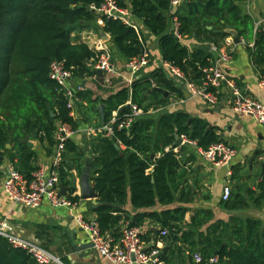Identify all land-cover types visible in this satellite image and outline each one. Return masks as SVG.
Masks as SVG:
<instances>
[{
  "label": "trees",
  "instance_id": "1",
  "mask_svg": "<svg viewBox=\"0 0 264 264\" xmlns=\"http://www.w3.org/2000/svg\"><path fill=\"white\" fill-rule=\"evenodd\" d=\"M103 1L0 0V165L9 157L12 165L31 180L38 165L36 151L23 142L27 135L53 148L59 124H69L78 132L81 124L93 119L98 129L103 126L98 110L101 103L106 105L107 124L116 111L119 120L131 114L128 105L131 101L142 109L131 128L119 129L115 123L113 135L97 130L90 140L92 155L88 165L91 185L98 195L94 211L100 231L119 238L122 223L143 229L145 221L151 219L160 226L148 233H153L156 242L164 239L168 246L162 249L155 244L147 250L158 249L164 264H175L183 248L190 251L193 264H210L213 256H218L215 264H264V221L260 218L234 215L228 225L219 220L204 232L202 229L213 220L211 211L198 210L189 222L185 219L187 208L182 206L150 211L158 204L189 201L193 194L187 168L192 157L186 156V145L172 147L176 141L174 133L195 141L202 149L223 141L216 127L186 112L152 115V111L171 103L170 96L165 97L155 88H163L177 98L185 94L183 87L170 79L163 68L135 77L130 87L124 85L105 98L94 95L87 87L76 90L74 110L78 112L72 115L65 90L51 78L52 63L62 62L72 72L77 87L98 74L90 63L99 55L86 42H76L74 31L99 27L110 36L113 47L126 61L143 51L141 34L133 27L115 19L98 25V15L91 7H99ZM239 1L185 0L176 14L182 37H193L199 44L190 49L171 29L170 0H117L158 37L163 61L180 68L187 80L197 85L204 77L203 69L214 62L213 55L202 49L201 44L218 48L230 36L227 28L235 29L245 39L251 34L253 20L244 14ZM253 41L252 58L264 76V30H258ZM35 130L39 131L38 136L33 135ZM74 136L65 143L60 176L66 195L72 202H78L81 196L76 194L73 170L82 173L86 152ZM240 170L232 174L231 179L238 182L232 186L229 199L224 200L225 206L232 211L262 206L264 166L257 185L259 192L241 183ZM128 202L135 212L133 217L126 209ZM164 229L169 233L161 237ZM145 234L143 231V241L148 239ZM195 253L202 256V262L194 263ZM0 264L38 263L27 251L12 246L0 235Z\"/></svg>",
  "mask_w": 264,
  "mask_h": 264
},
{
  "label": "crops",
  "instance_id": "2",
  "mask_svg": "<svg viewBox=\"0 0 264 264\" xmlns=\"http://www.w3.org/2000/svg\"><path fill=\"white\" fill-rule=\"evenodd\" d=\"M238 4L244 14H248L253 20L251 34H249L247 39L239 36L242 40L240 43H235L234 37L230 35L218 48L215 46L211 47L212 49H217L219 56L223 52H227L230 55L229 60H220L219 63L228 76L237 81L242 91L264 102V90L259 87L261 74L252 58L253 39L257 35L258 30H264V0H257L255 2L241 0ZM133 20H135L137 27H140L139 31L142 40L150 53L149 65L138 77L149 75L158 68L164 69L158 37L153 35L134 16ZM72 35L75 37L76 42L84 41L96 51L100 43L104 44L112 52L120 72L116 77H110L98 72L95 76L84 80L85 87L92 90L94 95L105 98L109 94L118 91L122 86L128 85L127 79L130 77V72L126 68L128 60L126 61L117 53L108 34L105 33L103 35L99 27H86L74 31ZM228 40H231V42L227 43ZM182 42L190 49H194L199 45L193 37H185L182 39ZM247 42H249V45ZM215 62L217 61L214 60L213 63ZM90 66L93 68L92 62ZM164 71L169 75L166 69ZM169 78L173 80L171 75H169ZM182 87L185 92L183 98H177L176 95L169 92V94H164L165 97H171V103L167 107L152 111V115L157 116L165 112L182 111L190 114L191 117L201 118L210 126L216 127L217 133L223 142L236 149V155L229 166H216L201 156L197 145L194 146L193 144L184 142L182 145H186V148H188L186 156L192 157L191 161L187 163V168L189 170L188 184L192 188L193 194L190 196L189 201L176 200L174 204L167 206L158 204L156 207L150 209V211H161L182 206L187 208L185 219L188 222L198 210L211 211L213 220L202 229L204 232L209 225L219 220L224 221L228 225L230 218L234 215L244 218L256 217L264 221V203L260 207L248 206L232 211L225 206L223 199L225 186L230 185L232 188L238 182L237 179L232 180L231 177L234 170L239 168H241L239 173L241 183L247 186L248 189L250 187L259 192L257 185L261 181L264 166V125L260 124L250 115L235 113L231 107L232 96L228 90H223L219 102L211 105L201 96L192 95L185 86L182 85ZM97 130L96 127H91L88 130L84 128V131L80 130L79 133L81 132L84 135V143L76 138L74 139L79 143L80 148L84 145L82 149L86 152V158L82 160L83 171L80 175L77 171L73 170V177L77 187L76 194L81 196V199L76 204V208L73 210L69 207H54L47 199L43 201L39 208L13 205L1 189V184L7 176L10 166H12V161L9 157H5L0 165V222L7 220L17 235L41 244L42 247L60 259L61 263L59 264H65L64 261H67V264H113L96 252L89 242L86 232L75 219L78 213L83 214L86 219L96 218L94 207L97 203V198H82L80 180L86 170L90 180V168L88 165L90 155H92L90 140ZM90 131H93V134ZM30 141L33 142L32 148L37 154L36 162L38 168L43 167L47 172H50L55 147L51 148L47 143L41 142L38 138L30 139ZM122 147L124 148V146ZM230 170L232 174L228 175ZM126 209L131 211V217H133L135 212L130 202H128ZM123 225L124 223L121 224L120 232H122ZM144 225L143 231L148 237L144 241L146 248L156 244L158 248L165 249L168 243L164 239L156 242L153 238V233H148V230L155 231L158 229L159 223L147 219ZM109 236L113 238V243L115 244L121 238V236L119 238L113 235ZM161 237L164 236L161 235ZM189 254L190 251L183 248L182 255L174 260V263L193 264V260H191Z\"/></svg>",
  "mask_w": 264,
  "mask_h": 264
},
{
  "label": "built area",
  "instance_id": "3",
  "mask_svg": "<svg viewBox=\"0 0 264 264\" xmlns=\"http://www.w3.org/2000/svg\"><path fill=\"white\" fill-rule=\"evenodd\" d=\"M185 0H170L171 29L179 40L183 37L179 31L181 22L176 11ZM246 2H255L257 0H245ZM97 13V23L101 26L105 25V21L115 19L122 21L125 25L133 27L138 33L133 15L128 8H123L117 0H104L99 7H91ZM143 51L136 57L128 60L126 64L130 77L127 84L130 87L135 77H138L150 62V53L142 40ZM228 40L227 43H230ZM217 51L216 48H213ZM99 55L92 61L93 69L110 77H116L120 74L117 63L115 62L112 52L100 43L97 46ZM230 55L223 52L219 56V60L203 69L204 77L200 85L189 82L183 71L169 62H163L164 69L173 77V80L185 86L192 95L201 96L207 103L214 105L219 102L223 90L231 93V107L235 113L250 115L260 124L264 125V102H261L242 91L237 81L229 77L222 68L219 61H227ZM51 78L57 81L65 90L68 97V106L73 109L72 115L75 116L74 107L76 90L85 88L84 83L75 87L72 79V72L67 70L62 62L54 61L52 63ZM168 75V76H169ZM259 87L264 90V76L259 80ZM131 107V114L127 115L123 120H119L117 111L113 113V117L109 123L98 128L99 132L106 131L109 135L114 134L113 125L118 123L119 129H129L132 124L142 114V109L138 108L131 101H128ZM77 132L74 131L69 124H59L55 139L57 144L52 157V165L50 172L40 167L33 173V178L29 180L13 165L10 166L8 174L1 184V189L13 205H21L29 208H39L43 201L47 199L54 207H69L75 209L77 202H72L68 195L62 193L61 185V163L65 151V143L72 138ZM184 142H188L196 146L195 141H191L182 137ZM118 145V144H116ZM119 146V145H118ZM121 146H123L121 144ZM120 148V146H119ZM199 153L206 160L216 166H229L232 159L236 155V149L226 142H218L208 149L198 148ZM232 171L228 172L231 175ZM231 186L226 185L223 192V199L227 200L231 194ZM75 219L79 226L86 232L92 247L103 257L107 258L113 264H163L159 259V250L155 249L149 252L142 239L143 229L140 227H131L128 222L123 225L121 238L118 243H113V238L102 233L99 224L95 219H86L83 214H76ZM0 235L7 239L9 244L14 247L24 249L29 253L38 264L61 263L60 259L46 250L41 244L20 237L14 232L13 227L7 220L0 222ZM162 236L168 235V230L161 232ZM197 263L202 262V256L199 253L194 254ZM218 256L210 259V264H215Z\"/></svg>",
  "mask_w": 264,
  "mask_h": 264
},
{
  "label": "water",
  "instance_id": "4",
  "mask_svg": "<svg viewBox=\"0 0 264 264\" xmlns=\"http://www.w3.org/2000/svg\"><path fill=\"white\" fill-rule=\"evenodd\" d=\"M226 32L229 35L234 37L235 43H240L242 41L241 38L238 35V32L235 29L227 28ZM102 34L104 35L105 33L102 31ZM201 48L206 50V51H208V52H210L213 55L214 60H216V61L219 60L218 52L216 50L212 49L210 44L201 45ZM155 90L160 91V92L164 93L165 95L169 94L168 91H166L163 88H155ZM105 108H106V105L104 103H101L99 105V107H98L102 125L105 124V118H106V116H105ZM53 115L54 114L52 113V116ZM78 118H80V115L78 116ZM33 135L34 136H38L39 135V131L35 130ZM174 137L176 138V141L172 145L173 148H177V147L181 146L184 143L183 139L181 137H179L176 133H174ZM23 142H26L29 147L33 146V142L30 141V137L28 135L25 137ZM7 147L9 148V147H11V145L8 144ZM116 147H117V149H119L118 145H116ZM80 186H81V193H82V198L83 199H93V198H97L98 197L97 193L92 188V185H91L90 180H89V174L87 173V170L81 176ZM65 192H66V188L62 187V193L65 194Z\"/></svg>",
  "mask_w": 264,
  "mask_h": 264
},
{
  "label": "rangeland",
  "instance_id": "5",
  "mask_svg": "<svg viewBox=\"0 0 264 264\" xmlns=\"http://www.w3.org/2000/svg\"><path fill=\"white\" fill-rule=\"evenodd\" d=\"M111 48V47H110ZM112 49H113V47H112ZM74 112H75V114L78 112V109H75L74 110ZM79 116V115H78ZM77 116V117H78ZM95 121L93 120V119H91L90 121H89V123L87 122V124H81V128H80V130L81 131H84V128L85 129H89V128H95L96 127V124L94 123ZM90 133H92L93 134V131L91 132L90 131ZM77 139V140H79L80 142H83L84 143V135L83 134H81V132L79 133V131L77 132V135L76 136H74V139ZM82 148H84V145L82 146Z\"/></svg>",
  "mask_w": 264,
  "mask_h": 264
}]
</instances>
